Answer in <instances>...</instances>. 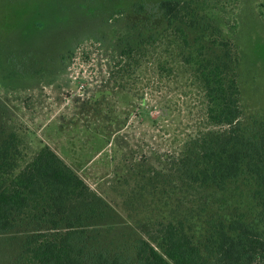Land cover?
<instances>
[{
	"label": "rangeland",
	"instance_id": "374dc122",
	"mask_svg": "<svg viewBox=\"0 0 264 264\" xmlns=\"http://www.w3.org/2000/svg\"><path fill=\"white\" fill-rule=\"evenodd\" d=\"M162 1L0 0V144L18 132L30 156L48 146L104 199L86 224L88 261L101 252L137 264L139 240L160 247L159 223H183L209 264H216L204 250L211 221L241 218L264 237L250 175L218 189L189 184L167 165L213 129L180 50L167 46L134 67L121 60L124 48L168 28ZM192 1L238 49L236 125L264 120V0ZM186 32L192 41L196 32ZM41 232L49 227L32 214L20 218L0 235V264H23Z\"/></svg>",
	"mask_w": 264,
	"mask_h": 264
},
{
	"label": "trees",
	"instance_id": "16d2710c",
	"mask_svg": "<svg viewBox=\"0 0 264 264\" xmlns=\"http://www.w3.org/2000/svg\"><path fill=\"white\" fill-rule=\"evenodd\" d=\"M159 8L168 28L139 47L124 48L121 60L134 67L168 47L178 48V61L191 68L203 94L207 124L213 128L188 141L167 165L189 184L218 189L250 175L264 214V120L236 125L243 107L235 43L192 0H166ZM186 29L196 32L192 41ZM105 206L104 199L48 146L30 156L18 132L0 144V235L12 231L28 213L49 227V232L28 241L23 264H128L120 255L101 252L86 259V224ZM156 234L163 238L159 248L146 240L137 243V264H209L183 223H159ZM204 250L216 264H264V237L241 218L211 221Z\"/></svg>",
	"mask_w": 264,
	"mask_h": 264
}]
</instances>
